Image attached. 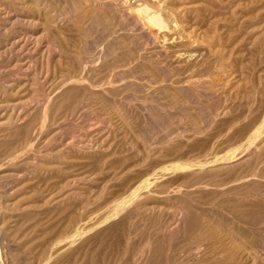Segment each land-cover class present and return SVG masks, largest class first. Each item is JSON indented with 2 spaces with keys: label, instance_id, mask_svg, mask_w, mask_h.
I'll list each match as a JSON object with an SVG mask.
<instances>
[{
  "label": "rangeland",
  "instance_id": "1",
  "mask_svg": "<svg viewBox=\"0 0 264 264\" xmlns=\"http://www.w3.org/2000/svg\"><path fill=\"white\" fill-rule=\"evenodd\" d=\"M85 1L0 0V28L2 29V31H0V116L3 114L0 117V264H49V262L50 264H120L122 262V264H143L144 262L146 264L152 262V264H219L220 262V264H238L240 262V264H246V262L249 264H256L255 261L259 264H264V262H262L264 258V249H261L264 248V241H262L264 240V236L261 237L262 234L264 235V0ZM5 4H7V6ZM90 6L91 8H89ZM140 6L142 9L150 8L151 10L149 9L147 11L151 13L155 11V13H157L158 11L160 17L162 16L161 20L163 19L162 24L165 23L163 27L158 24H153L150 21H148L150 24L147 23V16L150 15V12L148 13L144 12L145 10H141L144 13L143 15V13L138 10L139 13L141 12L139 14L137 8H141ZM31 9L34 12H32ZM5 10L6 12H4ZM89 12L92 14L90 13V15ZM16 15H20V18L22 17L24 19L18 21L14 19ZM2 18L4 21L1 20ZM7 18H12L18 22H14L13 20V28L10 25L8 28H3L2 24L8 22ZM142 19L143 21H141ZM128 23H130V25ZM175 25L176 28L174 27ZM111 27L114 31L111 30ZM10 29L12 32L9 31ZM107 30H109V32ZM148 30L153 33L151 32V34ZM171 30H174V32ZM28 31L34 32L35 39H30L31 36L29 34V36H27L26 33H30ZM110 32L112 33L111 35ZM20 33H23V36L22 34L21 36L27 39V42L28 40L29 42H31V40L33 42L34 40V43H38L37 46L35 44L28 47L21 46L23 47L22 49L20 46H16V48L14 47L13 49L9 47L13 41V35L18 34L17 36L19 37ZM180 35L181 37H178ZM4 36L6 38L8 37L10 41ZM38 38L39 40H37ZM48 41H51L50 43L53 44V47L57 44L54 49L52 44ZM54 42H56V44ZM49 44L51 45L50 47ZM57 46L60 49L62 48V51ZM6 47L9 48V50L5 49ZM64 48H66V50ZM3 49H5V51ZM130 49H133L135 53ZM78 50L82 52L80 53ZM121 50L123 52H121L122 54L120 53ZM131 51L132 54H134L130 56L129 53ZM125 53L129 55L127 54L126 56ZM189 53L192 55H188ZM49 54L50 56H48ZM118 54L119 57H117ZM120 55H122V58ZM123 55L125 56L123 57ZM70 56L73 58L77 56V58L74 60ZM125 58L127 60H124ZM69 60L74 63L76 62L74 64L75 67H73V62L70 63ZM95 62L97 63L95 64ZM77 63H82L81 69L78 67L80 64L78 65ZM95 65H97V67ZM67 69L70 70L71 72L69 73L72 74H69L66 71ZM77 70H79V72H77ZM2 72H4V74ZM80 72L82 77H80ZM92 74L93 76H91ZM69 75L72 76L70 77ZM66 77H68V81L65 80ZM86 78H89L88 80L90 81H87ZM72 79L73 81L75 79L76 82L78 79L79 84L73 82ZM70 80L72 81L71 83ZM80 80H82V83ZM108 80L109 82L107 83ZM103 81L105 82L103 83ZM198 81L200 84H198ZM65 82L69 83H66L67 85L65 84L64 86ZM160 84H162L161 86H163L162 88L164 89L161 88ZM171 84L173 87H171ZM75 86L79 89L75 88L79 101H77L76 104L78 103L81 105L79 106L77 104V106L74 107L76 104H72L73 106L71 105V107H65L64 105L63 107L62 104L66 103L64 102L66 98L62 96L64 93L62 94L61 91H66L67 88H74ZM64 87L65 90H62ZM108 87L112 89L110 90ZM157 88H159L162 93L164 91V93L162 94L161 91L156 90ZM81 89L86 91H82ZM176 90L178 93H176ZM146 91L150 96L148 93L146 94ZM56 94L58 95V101L55 99V96H57ZM97 94L99 96L101 95V99L108 98L109 101L104 99L107 101L106 106L104 105L105 102L100 100ZM92 96L95 101H93L94 99ZM124 96L125 98H123ZM147 97H149L148 100ZM173 97L176 100L178 98V100L175 101ZM80 99H82V101ZM97 99H99L100 103L96 102L98 101ZM90 100H92V104ZM132 100H134V102ZM116 101L117 103H115ZM118 101L120 103H118ZM179 101H182L180 105ZM56 102H58L57 104L60 102L59 107ZM81 102H83V104H90L87 105L86 108H80L84 106ZM108 102L110 104H108ZM183 102L185 103L183 104ZM51 106L54 108H51ZM132 107H134V109ZM60 108H63L64 111L63 109L60 110ZM49 109L50 111L48 112ZM37 110H39V112ZM65 111L67 114H65ZM62 112L64 116L62 115L60 117ZM100 114H104L105 116H101ZM17 115L19 116L16 117ZM126 117H128V119ZM190 118L193 119L192 122ZM51 119H53L52 122ZM85 119L87 121H85ZM138 120L141 121L139 122ZM184 123L187 126H185ZM44 124H46L45 127H43ZM188 124L190 125L188 126ZM194 125L197 126V129ZM80 127L81 129L85 128V132L83 129L82 131ZM190 127L191 129H195V131H190ZM185 128L188 130L186 131ZM21 129H24L23 132H21ZM173 129L176 131H173ZM171 130L172 132H169ZM91 131L93 132L91 133ZM180 132V135L187 132L186 134L188 136L185 134L186 137H182L179 135ZM188 132H194V134L191 133V135H189ZM76 133L77 135L74 136ZM85 133L86 135L88 134L87 136L89 137L85 136ZM195 133L198 134L197 137ZM57 135L58 140L60 138L62 139V137L63 140L61 141L60 139L59 142L56 137ZM174 135L179 136H176V138ZM170 136L173 138L171 137V139ZM51 139L55 142L57 140V144H53L54 142ZM88 139L91 140L89 141ZM95 139L96 141H94ZM165 139L169 141L167 142ZM48 140L52 142L54 148H52V144L51 142L49 143ZM80 140H82L81 144L79 142ZM45 142L50 144V146H46L47 144ZM91 142L94 144L92 145ZM32 143H35V146H33ZM85 143L87 144L85 145ZM4 145L6 146L4 147ZM91 145L92 148L90 149L89 146ZM22 148L24 149L22 150ZM210 148H212L211 151ZM208 149L209 151H207ZM216 149L217 151L215 152ZM207 154L210 156H207ZM103 160H105V163ZM194 160H198L199 164V160H201L202 165L197 164ZM204 160L206 164L203 163ZM191 161H194L195 164H192L193 162L190 164ZM51 165H56L58 169ZM71 165L73 167L75 166V169ZM196 166H199V168ZM218 166H220L221 169ZM53 168L57 170L54 171L52 170ZM103 168L106 169L104 170ZM60 169H64V172ZM215 169L218 170L216 171ZM208 170L210 171L208 172ZM158 172H161V175L158 180H155L154 177ZM68 174L69 176H67ZM188 175H191V178H189ZM209 175L210 177H208ZM198 176L203 179L202 182ZM206 176L207 178L204 179ZM197 177L199 179H197ZM76 178L78 180H76ZM194 178L197 180L195 179L196 181L192 182L191 180H194ZM73 180L76 181L73 182ZM147 180L154 181L148 185L146 189L143 188L139 192L140 195L142 194L139 196L140 198L142 197V199L138 201L139 197L137 196L133 200L127 202L128 204H124V201L132 197L133 194L131 193L134 188L140 184H146ZM198 181L200 183H197ZM63 183H68V185L66 184L67 187H64L65 185L62 186ZM203 183L204 186L202 185ZM205 185H207V188ZM154 186L157 188L154 189ZM152 187L153 189H151ZM164 187L167 189L169 187V189L166 190L167 192ZM187 187L189 188L187 189ZM191 187L195 188L192 189ZM51 188L54 189L52 190ZM172 188L177 190L174 191ZM212 188H214V190ZM161 189H163L162 192ZM158 190L160 191L157 192ZM258 191L259 194L257 193ZM26 193L27 195H25ZM154 193L159 197V200H162V203L158 201V199L154 200L155 198L153 197H156ZM159 193H164L165 196ZM169 193H172V196H170ZM149 194L151 198H149ZM226 195L230 197L227 198ZM161 196H163L164 200ZM136 198L137 201L135 200ZM134 201L136 202L134 203ZM155 203H157V206L161 204L160 206L162 209L160 206L157 207L159 210L155 208ZM109 204H111L112 207ZM145 204L148 205L146 206ZM129 205L131 206L129 207ZM237 205H240V207ZM152 206L157 211L154 209L153 211L151 209ZM61 208L63 209L62 211ZM149 208L151 210L147 213L145 210ZM243 208L247 210V213L243 211ZM165 209L167 211H165ZM251 209L252 211L255 209V212L259 210L256 212V216L251 214ZM112 210L115 211L111 214ZM128 210H130V212ZM160 212L164 214L162 215L163 217ZM218 212H221V216L219 214L217 215ZM244 213L247 214L248 220ZM248 213L253 215L252 219L250 218L251 215ZM137 215H141V218L137 217ZM72 219L75 221H73L75 224L72 223ZM164 222L166 224H164ZM161 223H163L165 227L163 226L162 228L161 225L163 224ZM110 224L112 226H110ZM174 225L177 226L175 227ZM209 225L210 227L208 228ZM27 226L32 228L29 229ZM59 227L60 229H58ZM168 227H170V230ZM260 227L263 229V232L259 234L258 231ZM149 228H152L153 231L151 229L149 230ZM202 228L203 230H201ZM138 229L140 230V234ZM157 229L159 232L156 231ZM190 229H193V231L190 232ZM207 229H209V232ZM135 230L137 235H134V233L136 234ZM151 232L157 239L150 237L152 236ZM223 232L225 233L222 234ZM74 233L78 236L75 237V235H72ZM146 234L149 235L147 236ZM234 235L237 238L234 237ZM129 237L131 238L128 239ZM192 238L194 240H192ZM200 238L203 239V242ZM186 239L194 242L185 241ZM212 239H214V241H212ZM151 240H155V244ZM230 240H232V242ZM13 241L14 243L12 244ZM15 241H17V243ZM75 241L76 243H74ZM235 241L237 243H235ZM127 242L130 243L127 244ZM135 242L141 244L134 245L136 244ZM186 242L188 243L186 244ZM210 243H212L213 246ZM245 243H248V245L246 246ZM131 244L135 249L131 248ZM148 245H150L149 248L147 247ZM195 245L199 246V252L197 250L198 247ZM45 246L49 248L45 249ZM156 246L157 248L159 247V250L157 249L158 251L155 248ZM152 247L155 249L153 248V250ZM173 248L176 250H174L175 252H173ZM140 249H142V251L144 250L143 253ZM147 249L149 250L147 251ZM183 249L190 250L184 251ZM45 250H47L48 253ZM19 251L22 252L20 253ZM131 251L132 254L129 255L128 252L131 253ZM161 251H163V253L160 254L159 252ZM189 251L195 254L197 252L198 256L197 254H191L192 252L189 253ZM254 251H257V254L254 253ZM124 252L127 253L125 254ZM133 252L138 254L135 255ZM139 252L142 253V255L145 253L144 255L146 257L144 255L142 256ZM258 253L260 254L259 256H257ZM184 254L188 256L191 254L196 260L198 259L197 263L195 259H190L191 256L188 257ZM248 254H251L250 257L253 260L250 259ZM254 254L257 257H255ZM122 255L127 256L123 257ZM138 257L142 258L139 259V263L137 262ZM51 258L54 259L51 260ZM178 258L179 261L177 260ZM160 259L162 263L159 262ZM208 259L210 260L208 261ZM40 260L41 263H39ZM125 260H130L131 262L126 263ZM200 260H202V262ZM165 261L166 263H164Z\"/></svg>",
  "mask_w": 264,
  "mask_h": 264
},
{
  "label": "bare ground",
  "instance_id": "2",
  "mask_svg": "<svg viewBox=\"0 0 264 264\" xmlns=\"http://www.w3.org/2000/svg\"><path fill=\"white\" fill-rule=\"evenodd\" d=\"M3 1H4V0H3ZM23 1H24V0H23ZM36 1H37V0H36ZM83 1H85V0H83ZM86 1H87V0H86ZM86 1H85V2H86ZM140 1H141V0H140ZM10 2H11V1H10ZM63 2H64V1H63ZM71 2H72V1H71ZM87 2H88V1H87ZM129 2H130V1H129ZM26 3H27V2H26ZM0 4H1V3H0ZM11 4H12V2H11ZM63 4H64V3H63ZM68 4H69V3H68ZM71 4H72V3H71ZM161 4H162V3H161ZM5 5L7 6V4H5ZM32 5H33V4H32ZM77 5H78V4H77ZM94 5H95V4H94ZM18 6H19V5H18ZM20 6H21V5H20ZM23 6H24V5H23ZM44 6H46V5H44ZM44 6H43V7H44ZM68 6H69V5H68ZM70 6H71V5H70ZM78 6H79V5H78ZM98 6H99V4H98ZM2 7H3V6H2ZM2 7H1V8H2ZM25 7H26V6H25ZM28 7H29V6H28ZM35 7H36V6H35ZM86 7H88V6H86ZM86 7H85V8H86ZM102 7H103V6H102ZM125 7H126V6H125ZM140 7H141V6H140ZM5 8H6V7H5ZM5 8H4V9H5ZM16 8H19V7H16ZM39 8H40V7H39ZM89 8H91V6H90ZM89 8H88V9H89ZM92 8H93V7H92ZM96 8H97V6H96ZM99 8H100V7H99ZM128 8H129V7H128ZM14 9H15V8H14ZM33 9H34V8H33ZM46 9H47V8H46ZM88 9H87V12H88ZM149 9H150V8H149ZM149 9H146V8H143V9H142V7H141V8H139V9L137 8V11H138V10H139V11H141V10H145L144 12H148L147 10H149ZM6 10H7V9H6ZM6 10H5L4 12H6ZM17 10H18V9H17ZM21 10H22V9H21ZM21 10H20V11H21ZM28 10H29V8H28ZM37 10H38V9H37ZM63 10H64V9H63ZM71 10H72V9H71ZM135 10H136V9H135ZM150 10H151V9H150ZM31 11H32V9H31ZM44 11H45V10H44ZM72 11H73V10H72ZM126 11H127V10H126ZM139 11H138V13H139ZM159 11H160V10H159ZM7 12H8V11H7ZM32 12H34V11H32ZM51 12H52V11H51ZM66 12H67V10H66ZM141 12H142V11H141ZM141 12H140V13H141ZM149 12H150V11H149ZM149 12H148V13H149ZM155 12H156V11H155ZM155 12H154V13H151V12L149 13L150 15L147 16V20H146L147 23H149L148 21H150V22H152L153 24H158V25H161V27H163V25H164L165 23L162 24V22H163V21H162L163 19L161 20V17H162V16L160 17V14H159L158 11H157V13H158L159 15H158L157 13H155ZM8 13H10V12H8ZM8 13H7V14H8ZM48 13H49V11H48ZM85 13H86V12H85ZM90 13H91V12H89V14H90ZM127 13H128V12H127ZM140 13H139V14H140ZM142 13H143V12H142ZM160 13H161V12H160ZM0 14H1V13H0ZM11 14H12V13H11ZM72 14H73V13H72ZM89 14H87V15H89ZM91 14H92V13H91ZM91 14H90V15H91ZM101 14H102V13H101ZM3 15H4V14H3ZM143 15H144V13H143ZM146 15H147V14H146ZM146 15H145V16H146ZM95 16H96V15H95ZM137 16H138V15H137ZM45 17H46V16H45ZM58 17H60V16H58ZM90 17H91V16H90ZM100 17H101V16H100ZM104 17H105V16H104ZM12 18H13V17H12ZM12 18H11V19H10V18H7V19H8V22L3 23V24H2V25H3L2 27H3V28H8L9 25L12 26V25L14 24V23H13V20H14V19H16V20H18V21L24 19V18H22V17L20 18V15H19V16L16 15V17H15L14 19H12ZM92 18H93V17H92ZM95 18H96V17H95ZM175 18H176V17H175ZM33 19H34V18H33ZM47 19H48V18H47ZM52 19H53V18H52ZM103 19H104V18H103ZM118 19H119V18H118ZM137 19H138V17H137ZM173 19H174V18H173ZM176 19H177V18H176ZM1 20H3V18H2ZM5 20H6V19H5ZM16 20H14V22H15ZM29 20H30V18H29ZM31 20H32V19H31ZM90 20H91V18H90ZM144 20H145V18H144ZM174 20H175V19H174ZM3 21H4V20H3ZM6 21H7V20H6ZM18 21H16V22H18ZM34 21H35V20H34ZM36 21H37V20H36ZM38 21H39V20H38ZM137 21H138V20H137ZM141 21H143V19H142ZM23 22H24V21H23ZM102 22H103V20H102ZM123 22H124V21H123ZM135 22H136V21H135ZM165 22H166V21H165ZM168 22H170V21H168ZM28 23H29V22H28ZM132 23H133V22H132ZM142 23H143V22H142ZM171 23H172V21H171ZM15 24H16V23H15ZM22 24H23V23H22ZM33 24H34V23H33ZM102 24H103V23H102ZM128 24L130 25V23H128ZM136 24H137V22H136ZM139 24H140V23H139ZM149 24H150V23H149ZM166 24H167V23H166ZM103 25H104V24H103ZM115 25H116V24H115ZM142 25H144V24H142ZM167 25H168V24H167ZM20 26H21V25H20ZM20 26H19V27H20ZM85 26H87V25H85ZM88 26H89V25H88ZM131 26H132V25H131ZM133 26H134V25H133ZM136 27H137V26H136ZM157 27H158V26H157ZM159 27H160V26H159ZM169 27H170V26H169ZM174 27L176 28V25H175ZM177 27H178V26H177ZM179 27H180V26H179ZM12 28H13V26H12ZM86 28H87V27H86ZM102 28H103V27H102ZM0 29H1V28H0ZM17 29H18V28H17ZM51 29H52V28H51ZM51 29H50V30H51ZM163 29H164V28H163ZM167 29H168V28H167ZM170 29H171V28H170ZM170 29H169V30H170ZM179 29H180V28H179ZM179 29H178V30H179ZM5 30H6V29H5ZM50 30H49V31H50ZM86 30H87V29H86ZM111 30H113L112 27H111ZM128 30H129V29H128ZM133 30H134V29H133ZM135 30H136V29H135ZM137 30H138V29H137ZM150 30H151V29H150ZM150 30H148V31H150ZM160 30H161V28H160ZM0 31H2V29H1ZM9 31H11V29H10ZM13 31H14V30H13ZM43 31H45V30H43ZM47 31H48V30H47ZM107 31L109 32V30H107ZM113 31H114V30H113ZM171 31L174 32V30H171ZM4 32H5V31H4ZM4 32H3V33H4ZM11 32H12V31H11ZM15 32H16V31H15ZM28 32H30V33H26L27 36L30 35V36L32 37V38L30 37V39H35V38H34V34H33L34 32H33V31H32V32H31V31H28ZM151 32H152V31H150V33H151ZM1 33H2V32H1ZM5 33H6V32H5ZM17 33H18V32H17ZM23 33H24V32H23ZM23 33H20L19 37L17 36L19 33H18L17 35H13V37H12L13 41L11 42V44L9 45V47H11V48L13 49L14 47L16 48V46H20V47H21V46L28 47V46H31V45H33V44H35V45L37 46L38 43H34V40H33V42H32V40H31V42H29V40H28V42H27V39H24V38L22 37V36H23ZM41 33H42V32H41ZM55 33H56V32H55ZM146 33H148V32H146ZM152 33H153V32H152ZM152 33H151V34H152ZM171 33H172V32H171ZM14 34H16V33H14ZM21 34H22V36H21ZM28 34H29V35H28ZM48 34H49V33H48ZM50 34H51V33H50ZM105 34H106V33H105ZM111 34H112V33L110 32V35H111ZM174 34H175V33H174ZM6 35H7V34H6ZM9 35H10V34H9ZM53 35H54V34H53ZM53 35H52V36H53ZM108 35H109V34H108ZM154 35H155V33H154ZM184 35H185V34H184ZM15 36H17V37H15ZM118 36H119V35H118ZM125 36H126V35H125ZM152 36H153V35H152ZM4 37H5V36H4ZM178 37H181V35L178 36ZM184 37H185V36H184ZM5 38H6V37H5ZM25 38H28V37H25ZM36 38H37V37H36ZM151 38H152V37H151ZM2 39H3V38H2ZM6 39L9 40L8 37H7ZM184 39H185V38H184ZM37 40H39V38H38ZM50 40H51V39H50ZM55 40H56V39H55ZM55 40H53V41H55ZM145 40H146V39H145ZM176 40H177V39H176ZM179 40H180V39H179ZM1 41H2V40H1ZM4 41H5V40H4ZM9 41H10V40H9ZM56 41H57V40H56ZM172 41H173V40H172ZM35 42H36V41H35ZM37 42H38V41H37ZM48 42H49V41H48ZM50 42H51V41H50ZM50 42H49V43H50ZM65 42H66V40H65ZM185 42H186V41H185ZM54 43L56 44V42H54ZM58 43H59V42H58ZM109 43H110V42H109ZM109 43H108V44H109ZM120 43H121V42H120ZM50 44H52V43H50ZM50 44H49V47L51 46ZM113 44H114V43H113ZM183 44H184V43H183ZM3 45H4V43H3ZM6 45H7V43H6ZM56 45H57V44H56ZM56 45H55V46H56ZM93 45H94V44H93ZM55 46H54V47H55ZM81 46H82V45H81ZM20 47H19V48H20ZM52 47H53V44H52ZM54 47H53V49H54ZM57 47H58V46H57ZM74 47H75V46H74ZM78 47H79V46H78ZM3 48H4V47H3ZM22 48H23V47H21V49H22ZM58 48H59V47H58ZM58 48H57V49H58ZM79 48H80V47H79ZM5 49H8V50H9V48H7V47H6ZM5 49H3V50L5 51ZM47 49H48V48H47ZM50 49H52V48H50ZM55 49H56V48H55ZM59 49H60V48H59ZM64 49L66 50V48H64ZM69 49H70V48H69ZM0 50H1V49H0ZM48 50H49V49H48ZM60 50L62 51V48H61ZM130 50L133 51V49H130ZM130 50H129V51H130ZM4 51H3V52H4ZM6 51H7V50H6ZM16 51H17V50H16ZM21 51H22V50H21ZM54 51H55V50H54ZM56 51H57V50H56ZM78 51H79V50H78ZM91 51H93V50H91ZM99 51H100V50H99ZM132 51H131L130 53L128 52V53L130 54V56H131V54H132ZM25 52H26V51H25ZM68 52H69V51H68ZM79 52L81 53L82 51H79ZM107 52H108V51H107ZM110 52H111V50H110ZM121 52H122V50L120 51V53H121ZM124 52H125V51H124ZM133 52H134V51H133ZM139 52H140V51H139ZM6 53H7V52H6ZM19 53H20V52H19ZM76 53H78V52H76ZM76 53H75V54H76ZM87 53H88V52H87ZM122 53H123V52H122ZM122 53H121V54H122ZM128 53H125L126 56H127ZM134 53H135V52H134ZM134 53H133V54H134ZM141 53H143V52H141ZM181 53H182V52H181ZM73 54H74V53H73ZM73 54H72V55H73ZM129 54H128V55H129ZM133 54H132V55H133ZM190 54H191V53H189L188 55H190ZM8 55H9V54H8ZM67 55H68V54H67ZM76 55H77V54H76ZM79 55H81V54H79ZM83 55H84V53H83ZM96 55H98V54H96ZM167 55H169V54H167ZM191 55H192V54H191ZM193 55H194V54H193ZM48 56H50V54H49ZM120 56H121V58H122V55H120ZM124 56H125V55H123V57H124ZM130 56H128V57H130ZM142 56H143V55H142ZM170 56H171V55H170ZM179 56H180V54H179ZM179 56H178V57H179ZM70 57H71V56H70ZM73 57H74V55H73ZM73 57H71V58H73ZM80 57H81V56H80ZM97 57H98V56H97ZM103 57H104V56H103ZM117 57H119V54H118ZM50 58H51V57H50ZM68 58H69V57H68ZM71 58H70V59H71ZM75 58H77V56H76ZM75 58H73V59L75 60ZM85 58H86V57H85ZM94 58H95V56H94ZM73 59H72V60H73ZM78 59H80V58H78ZM87 59H88V58H87ZM128 59H129V58H128ZM180 59H181V58H180ZM49 60H50V59H49ZM81 60H82V59H81ZM115 60H116V59H115ZM119 60H122V59H119ZM124 60H127V59L125 58ZM124 60H123V61H124ZM212 60H213V59H212ZM69 61H70V63L73 62V61H71V60H69ZM69 61H68V62H69ZM87 61H88V60H87ZM92 61H93V63H94V60H93V59H92ZM95 61H96V60H95ZM18 62H19V61H18ZM48 62H49V61H48ZM85 62H86V61H85ZM89 62H90V60H89ZM97 62H98V61H97ZM97 62H95V64H96ZM115 62H116V61H115ZM168 62H169V61H168ZM199 62H200V61H199ZM1 63H2V62H1ZM70 63H69V64H70ZM75 63H76V62H75ZM75 63L73 62V67H75V66H74ZM159 63H160V62H159ZM77 64H78V65L80 64V66H78V67H80V69H81V68H82V66H81L82 63H77ZM114 64H115V63H114ZM121 64H122V63H121ZM128 64H129V62H128ZM130 64H131V63H130ZM87 65H88V64H87ZM212 65H213V64H212ZM212 65H210V66H212ZM0 66H1V65H0ZM70 66H71V64H70ZM90 66H94V65H90ZM95 66L97 67V65H95ZM196 66H197V65H196ZM206 66H207V65H206ZM3 67H4V66H3ZM87 67H88V66H87ZM106 67H107V66H106ZM164 67H165V66H164ZM208 67H209V66H208ZM1 68H2V67H1ZM27 68H28V67H27ZM67 68H68V67H67ZM76 68H77V67H76ZM84 68H85V67H84ZM84 68H83V69H84ZM94 68H95V67H94ZM107 68H108V67H107ZM173 68H174V67H173ZM173 68H172V69H173ZM21 69H22V68H21ZM68 69H69V68H68ZM68 69H67L66 71H67L68 73L71 72V71L68 70ZM74 69H75V68H74ZM77 69H78V68H77ZM95 69H97V68H95ZM169 69H170V68H169ZM172 69H171V70H172ZM205 69H206V68H205ZM214 69H215V68H214ZM48 70H50V69H48ZM75 70H76V69H75ZM85 70H86V69H85ZM166 70H167V69H166ZM185 70H186V69H185ZM215 70H216V69H215ZM217 70H218V69H217ZM72 71H73V69H72ZM90 71H92V70H90ZM104 71H105V70H104ZM110 71H111V70H110ZM194 71H195V70H194ZM64 72H65V71H64ZM77 72H79V70H77ZM81 72H83V71H81ZM81 72H80V77H82V76H81ZM112 72H113V71H112ZM118 72H119V71H118ZM179 72H181V71H179ZM2 73L4 74V72H2ZM65 73H66V72H65ZM74 73H75V71H74ZM84 73H86V72H84ZM91 73H92V72H91ZM62 74H63V73H62ZM69 74H72V73H69ZM108 74H109V73H108ZM159 74H160V73H159ZM1 75H2V74H1ZM18 75H19V74H18ZM18 75H17V76H18ZM82 75H83V74H82ZM87 75L90 76L89 74H87ZM112 75H113V74H112ZM173 75H174V74H173ZM2 76H3V75H2ZM20 76H21V75H20ZM62 76H63V75H62ZM69 76L71 77L72 75H69ZM78 76H79V73H78ZM88 76H87V77H88ZM91 76H93V74H92ZM108 76H109V75H108ZM14 77H15V76H14ZM63 77H64V76H63ZM73 77H74V76H73ZM76 77H77V75H76ZM83 77H84V76H83ZM67 78H68V77H66V79H65V78H64V79L67 80ZM0 79H1V78H0ZM60 79H61V78H60ZM60 79H59V80H60ZM86 79H87V78H86ZM88 79H89V78H88ZM88 79H87V81H90V80H88ZM111 79H112V78H111ZM120 79H121V78H120ZM190 79H191V78H190ZM197 79H198V78H197ZM92 80H93V79H92ZM94 80H95V79H94ZM105 80H106V79H105ZM113 80H114V79H113ZM151 80H152V79H151ZM198 80H199V79H198ZM4 81H5V80H4ZM67 81H68V80H67ZM72 81H73V79H72ZM72 81L70 80V83H71ZM80 81H81V83H82V80H80ZM101 81H102V80H101ZM110 81H111V80H110ZM127 81H128V80H127ZM152 81H153V80H152ZM155 81H156V80H155ZM177 81H178V80H177ZM14 82H15V81H14ZM35 82H36V80H35ZM49 82H50V81H49ZM73 82L79 84V83H78V82H79L78 79H77V82H76L75 79H74ZM104 82H105V81H103V83H104ZM108 82H109V80L107 81V83H108ZM112 82H113V81H112ZM172 82H173V79H172ZM175 82H176V80H175ZM194 82H195V81H194ZM10 83H11V82H10ZM15 83H16V82H15ZM33 83H34V82H33ZM53 83H54V82H53ZM66 83H69V82H65V83H64V86H65ZM96 83H97V82H96ZM173 83H174V82H173ZM176 83H177V82H176ZM4 84H5V83H4ZM12 84H13V83H12ZM62 84H63V83H62ZM77 84H76V85H77ZM83 84H84V83H83ZM83 84H82V85H83ZM87 84H89V83H87ZM94 84H95V83H94ZM158 84H159V83H158ZM188 84H189V83H188ZM195 84H197V83H195ZM198 84H200L199 81H198ZM198 84H197V85H198ZM8 85H9V84H8ZM40 85H41V83H40ZM66 85H67V84H66ZM69 85H70V84H69ZM84 85H85V84H84ZM110 85H111V84H110ZM122 85H123V84H122ZM161 85H162V84H160V86H161ZM166 85H167V84H166ZM174 85H176V84H174ZM181 85H182V84H181ZM190 85H191V84H190ZM6 86H7V85H6ZM62 86H63V85H62ZM62 86H61V87H62ZM71 86H72V85H71ZM73 86H74V85H73ZM89 86H90V85H89ZM93 86H94V85H93ZM144 86H145V85H144ZM147 86H148V85H147ZM147 86H146V88H147ZM157 86H158V85H157ZM157 86H156V87H157ZM106 87H107V86H106ZM113 87H115V86H113ZM116 87H118V86L116 85ZM120 87H121V85H120ZM151 87H152V85H151ZM151 87H150V88H151ZM162 87H163V86H161V88H162ZM171 87H173L172 84H171ZM177 87H178V85H177ZM177 87H176V88H177ZM58 88H59V87H58ZM62 88H63V87H62ZM75 88L78 89V87L75 86L74 88H73V87H71V88H67L66 91H61V90H60L62 94L64 93V95H62V96H64V97L66 98V101H64V102L67 103V104H66V103L62 104V106L64 105L65 107H71L72 104H76V102L78 101V98H77V92L75 91ZM81 88H82V87H81ZM87 88H88V85H87ZM89 88H90V87H89ZM108 88H110V87H108ZM154 88H155V85H154ZM159 88H160V87H159ZM159 88H157L156 90H159ZM161 88H160V89H161ZM174 88H175V87H174ZM192 88H193V87H192ZM198 88H199V87H198ZM91 89H92V88H91ZM95 89H97V88H95ZM100 89H101V88H100ZM105 89H106V88H105ZM111 89H112V88H110V90H111ZM118 89H119V87H118ZM152 89H153V88H152ZM152 89H151V91H152ZM162 89H164V88H162ZM162 89H161V90H162ZM167 89H168V88H167ZM212 89H213V88H212ZM35 90H36V89H35ZM48 90H49V89H48ZM62 90H65V87H64V89H62ZM78 90H79V89H78ZM81 90H82V89H81ZM81 90H80V91H81ZM98 90H99V89H98ZM124 90H125V89H124ZM145 90H148V89H145ZM154 90H155V89H154ZM161 90H159V91H161ZM174 90H175V89H174ZM36 91H37V90H36ZM38 91H39V90H38ZM55 91H56V90H55ZM57 91H58V90H57ZM82 91H86V90H82ZM100 91H101V90H100ZM103 91H104V90H103ZM107 91H108V89H107ZM113 91H114V90H113ZM116 91H118V90H116ZM165 91H166V88H165ZM181 92H182V91H181ZM45 93H46V90H45ZM95 93H96V91H95ZM95 93H94V95H95ZM98 93H99V91H98ZM101 93H102V91H101ZM147 93H148V92L146 91V94H147ZM161 93H162V91H161ZM161 93H159V94H161ZM163 93H164V91H163ZM163 93H162V94H163ZM167 93H168V91H167ZM176 93H178L177 90H176ZM176 93H175V94H176ZM50 94H51V93H50ZM54 94H55V93H54ZM54 94H53V95H54ZM92 94H93V93H92ZM99 94H100V93H99ZM129 94H130V93H129ZM151 94H152V93H151ZM153 94H154V93H153ZM159 94H158V95H159ZM56 95H57V94H56ZM59 95H61V94H59ZM80 95H82V94H80ZM94 95H93V96H94ZM97 95H98V94H97ZM109 95H110V94H109ZM114 95H115V94H114ZM148 95H149V93H148ZM165 95L167 96L166 93H165ZM42 96H43V95H42ZM48 96H50V95H48ZM51 96H52V94H51ZM87 96H88V95H87ZM90 96H91V95H90ZM93 96H92V98H93ZM98 96H99V95H98ZM100 96H101V95H100ZM100 96H99V99H100V100H103V101L105 102L104 105L106 106V105H107V104H106L107 101L104 100V99H106V98L101 99ZM117 96H118V98H119L118 93H117ZM117 96H116V98H117ZM149 96H150V95H149ZM53 97H54V96H53ZM55 97H56L55 99H57L58 95L55 96ZM79 97H80V96H79ZM82 97H84V96L82 95ZM96 97H97V96H96ZM96 97H95V98H96ZM121 97H122V95H121ZM142 97H143V96H142ZM161 97H162V95H161ZM180 97H181V96H180ZM49 98H50V97H49ZM86 98H87V97H86ZM86 98H85V99H86ZM89 98H90V97H89ZM102 98H103V97H102ZM123 98H125V96H124ZM127 98H128V97H127ZM148 98H149V97H147V100H148ZM163 98H164V97H163ZM178 98H179V96H178ZM178 98H177V100H178ZM40 99H41V98H40ZM43 99H44V98H43ZM43 99H42V100H43ZM61 99H62V98H61ZM93 99H94V98H93ZM99 99H97L98 101H96V102H99ZM151 99H152V98H151ZM173 99H174V97H173ZM34 100H36V99H34ZM59 100H60V99H59ZM62 100H64V99H62ZM62 100H61V101H62ZM80 100L82 101V99H80ZM106 100H108V98H107ZM114 100H115V99H114ZM147 100H146V102H147ZM152 100H153V99H152ZM174 100L177 101L176 99H174ZM37 101H38V100H37ZM50 101H51V100H50ZM57 101H58V99H57ZM84 101H85V100H84ZM84 101H83V102H84ZM91 101H92V100H90V102H91ZM93 101H95V99H94ZM108 101H109V100H108ZM132 101L134 102V100H132ZM138 101H139V100H138ZM154 101H155V100H154ZM164 101H165V100H164ZM6 102H7V101H6ZM18 102H19V101H18ZM78 102H79V101H78ZM83 102H81V103H82V105H84V106H83V107H80V108H84V107L86 108V106L90 104L89 102H88L89 104H83ZM171 102H172V100H171ZM173 102H174V101H173ZM180 102L182 103V101H179V105H180ZM11 103H12V102H11ZM11 103H10V104H11ZM20 103H22V102H20ZM23 103H24V102H23ZM38 103H39V102H38ZM38 103H37V104H38ZM54 103H55V102H54ZM57 103H58V102H56V104H57ZM93 103H94V102H93ZM99 103H100V102H99ZM99 103H98V104H99ZM101 103H102V101H101ZM115 103H117V101H116ZM118 103H120V102L118 101ZM123 103H124V102H123ZM123 103H122V105H123ZM130 103H131V102H130ZM143 103H144V100H143ZM163 103H164V102H163ZM167 103H168V102H167ZM177 103H178V102H177ZM177 103H176V104H177ZM184 103H185V102H183V104H184ZM3 104H4V103H3ZM5 104H6V103H5ZM52 104H53V103H52ZM56 104H55V105H56ZM59 104H60V102H59ZM59 104H57L58 107H59ZM77 104H78V103H77ZM77 104L74 105V107L77 106ZM91 104H92V102H91ZM108 104H110V103L108 102ZM137 104H138V103H137ZM161 104H162V103H161ZM164 104H165V103H164ZM1 105H2V104H1ZM12 105H13V104H12ZM22 105H23V104H22ZM55 105H54V106H55ZM66 105H67V106H66ZM78 105H79V104H78ZM80 105H81V104H80ZM80 105H79V106H80ZM96 105H97V104H96ZM100 105H101V104H100ZM122 105H121V106H122ZM149 105H150V104H149ZM171 105H172V104H171ZM6 106H7V105H6ZM6 106H5V107H6ZM13 106H14V105H13ZM36 106H37V105H36ZM64 106H63V107H64ZM72 106H73V105H72ZM93 106H94V105H93ZM105 106H104V108H105ZM117 106H119V105H117ZM138 106H139V105H138ZM143 106H144V105H143ZM182 106H183V105H182ZM7 107H8V106H7ZM58 107H57V108H58ZM60 107H61V106H60ZM184 107H185V106H184ZM51 108H54V107L51 106ZM57 108H56V110H57ZM88 108H89V107H88ZM108 108H109V106H108ZM111 108H112V106H111ZM120 108H121V107H120ZM122 108H123V107H122ZM132 108L134 109V107H132ZM220 108H221V107H220ZM3 109H5V108H3ZM7 109H8V108H7ZM10 109H11V108H10ZM25 109H27V108H25ZM61 109H63V108H60V110H61ZM73 109H74V108H73ZM188 109H189V108H188ZM0 110H1V108H0ZM13 110H14V109H13ZM53 110H55V109H53ZM58 110H59V108H58ZM67 110H68V109H67ZM71 110H72V108H71ZM71 110H69V111H71ZM74 110H75V109H74ZM84 110H85V109H84ZM86 110H88V109H86ZM95 110H96V109H95ZM110 110H112V109H110ZM221 110H222V109H221ZM37 111L39 112V110H37ZM49 111H50V109L48 110V112H49ZM63 111H64V109H63ZM81 111H82V110H81ZM28 112H29V111H28ZM53 112H54V111H53ZM60 112H61V111H60ZM65 112H66V111H65ZM82 112H83V111H82ZM82 112H81V113H82ZM87 112H88V111H87ZM99 112H100V111H99ZM125 112H126V111H125ZM135 112H136V111H135ZM214 112H215V111H214ZM4 113H5V112H4ZM50 113H51V112H50ZM68 113H69V112H68ZM70 113H71V112H70ZM52 114H54V113H52ZM59 114H61V113H59ZM63 114H64V113L62 112V114L60 115V117H61ZM65 114H67V112H66ZM91 114H92V113H91ZM98 114H99V113H98ZM127 114H128V111H127ZM2 115H3V114H2ZM2 115H1V116H2ZM41 115H42V114H41ZM48 115H49V113H48ZM56 115H57V114H56ZM68 115H69V114H68ZM73 115H74V113H73ZM79 115H80V114H79ZM86 115H87V113H86ZM100 115H101V114H100ZM103 115H104V114H103ZM103 115H101V116H103ZM123 115H124V114H123ZM1 116H0V117H1ZM14 116H15V115H14ZM18 116H19V115H17L16 117H18ZM24 116H25V115H24ZM27 116H28V115H27ZM46 116H47V115H46ZM57 116H58V115H57ZM63 116H64V115H63ZM93 116H94V115H93ZM104 116H105V115H104ZM128 116H129V115H128ZM141 116H142V115H141ZM196 116H197V115H196ZM7 117H8V116H7ZM9 117H10V115H9ZM53 117H54V115H53ZM65 117H67V116H65ZM68 117H69V116H68ZM70 117H71V116H70ZM40 118H41V117H40ZM48 118H49V116H48ZM51 118H52V116H51ZM94 118H95V116H94ZM99 118H100V117H99ZM104 118H105V117H104ZM106 118H107V117H106ZM126 118L128 119V117H126ZM143 118H144V117H143ZM197 118H198V117H197ZM21 119H22V118H21ZM25 119H26V118H25ZM45 119H47V118H45ZM45 119H44V120H45ZM61 119H62V118H61ZM75 119H76V118H75ZM100 119H101V118H100ZM115 119H118V118H115ZM134 119H135V118H134ZM186 119H187V118H186ZM190 119H192V118H190ZM8 120H10V119H8ZM66 120H67V119H66ZM10 121H11V120H10ZM16 121H17V120H16ZM47 121H48V120H47ZM52 121H53V119H51V122H52ZM82 121H83V120H82ZM85 121H87V120L85 119ZM138 121H139V120H138ZM140 121H141V120H140ZM140 121H139V122H140ZM188 121H189V120H188ZM192 121H193V119L191 120V122H192ZM56 122H57V119H56ZM110 122H111V121H110ZM0 123H1V122H0ZM5 123H6V122H5ZM43 123H44V121H43ZM45 123H46V122H45ZM54 123H55V122H54ZM90 123H91V122H90ZM94 123H95V122H94ZM104 123H105V122H104ZM116 123H117V122H116ZM134 123H135V121H134ZM188 123H189V122H188ZM261 123H262V122H261ZM28 124H29V123H28ZM47 124H48V123H47ZM58 124H59V123H58ZM84 124H85V123H84ZM88 124H89V123H88ZM184 124H185V123H184ZM193 124H194V123H193ZM45 125H46V124H44L43 127H45ZM92 125H94V124H92ZM95 125H96V124H95ZM109 125H110V124H109ZM189 125H190V124H188V126H189ZM197 125H198V124H197ZM259 125H260V124H259ZM59 126H60V125H59ZM104 126H105V124H104ZM110 126H111V125H110ZM112 126H113V125H112ZM132 126H133V123H132ZM179 126H180V125H179ZM185 126H187V125L185 124ZM185 126H184V127H185ZM194 126H195V125H194ZM50 127H51V126H50ZM83 127H84V126H83ZM85 127H87V126H85ZM92 127H93V126H92ZM174 127H175V126H174ZM46 128H47V126H46ZM60 128H61V127H60ZM78 128H79V127H78ZM186 128H188V127H186ZM186 128H185V130H186ZM195 128L197 129V126H195ZM260 128H261V127H260ZM16 129H17V128H16ZM16 129H15V130H16ZM43 129H44V128H43ZM72 129H73V128H72ZM80 129H81V127H80ZM82 129H83V128H82ZM82 129H81V130H82ZM84 129H85V128H84ZM84 129H83V130H84ZM91 129H92V128H91ZM91 129H90V130H91ZM93 129H94V128H93ZM105 129H106V128H105ZM178 129H179V128H178ZM188 129H189V128H188ZM188 129H187V130H188ZM190 129H191V127H190ZM21 130H22L21 132H23L24 129H21ZM73 130H74V129H73ZM78 130H79V129H78ZM83 130H82V131H83ZM90 130H89V133H90ZM95 130H96V129H95ZM95 130H93V131H95ZM174 130H175V129H173V131H174ZM180 130H181V129H180ZM187 130H186V131H187ZM256 130H257V127H256ZM71 131H72V130H71ZM75 131H76V130H75ZM87 131H88V130H87ZM87 131H86V132H87ZM93 131H91V133H92ZM175 131H176V130H175ZM190 131H195V129H191ZM199 131H200V130H199ZM262 131H263V130H262ZM262 131H261V133H262ZM24 132H25V131H24ZM33 132H34V131H33ZM33 132H32V133H33ZM84 132H85V130H84ZM96 132H98V131H96ZM101 132H102V131H101ZM169 132H172V130L169 131ZM178 132H179V131H178ZM178 132H177V133H178ZM201 132H202V129H201ZM252 132H253V131H252ZM252 132H251V133H252ZM79 133H81V132H79ZM174 133H176V132H174ZM186 133H187V132H186ZM186 133L180 135V134H181V132H180L179 135L182 136V137H184V136L186 137V135H187ZM188 133H189V135H191V133L194 134V132H191V133L188 132ZM196 133H198V132H196ZM196 133H195V134H196ZM21 134H23V133H21ZM21 134H20V135H21ZM35 134H36V133H35ZM54 134H56V133H54ZM70 134H71V133H70ZM166 134H167V133H166ZM185 134H186V135H185ZM193 134H192V135H193ZM25 135H26V134H25ZM58 135H59V134H58ZM58 135L56 136V137H57V140H58ZM76 135H77V133H76L74 136H76ZM81 135H82V134H81ZM81 135H80V136H81ZM87 135H88V134H87ZM87 135H86V133H85V136H87ZM90 135H91V134H90ZM167 135H168V134H167ZM170 135H171V134H170ZM179 135H176V136H179ZM6 136H7V135H6ZM12 136H13V135H12ZM33 136H34V135H33ZM33 136H31V137H33ZM74 136H73V137H74ZM83 136H84V134H83ZM176 136L174 135V137H176ZM187 136H188V135H187ZM195 136L197 137L198 134H196ZM255 136H256V135H255ZM2 137H3V136H2ZM42 137H43V136H42ZM54 137H55V136H54ZM56 137H55V138H56ZM61 137H62V136H61ZM71 137H72V136H71ZM71 137H70V138H71ZM87 137H89V136H87ZM95 137H96V136H95ZM106 137H108V136H106ZM165 137H166V136H165ZM171 137H172V136H170V138H171ZM40 138H41V137H40ZM52 138H53V137H52ZM79 138H80V137H79ZM92 138H93V135H92ZM102 138H103V137H102ZM162 138H163V137H162ZM172 138H173V137H172ZM172 138H171V139H172ZM176 138H177V137H176ZM178 138H179V137H178ZM180 138H181V137H180ZM252 138H253V137H252ZM60 139H61V138H60ZM60 139L58 140L59 142H60ZM68 139H69V138H68ZM76 139H77V138H76ZM86 139H87V138H86ZM163 139H164V138H163ZM191 139H192V138H191ZM247 139H248V138H247ZM19 140H20V139H19ZM27 140H29V139H27ZM30 140H31V139H30ZM32 140H33V138H32ZM42 140H43V139H42ZM44 140H45V139H44ZM51 140H52V139H51ZM57 140H56V142H58ZM62 140H63V137H62L61 141H62ZM82 140H83V139H82ZM82 140L79 141L80 144H81ZM88 140H89V139H88ZM90 140H91V139H90ZM90 140H89V141H90ZM165 140H167V142L169 141L168 139H165ZM173 140H174V139H173ZM52 141H53V140H52ZM69 141H70V140H69ZM73 141H74V140H73ZM77 141H78V140H77ZM94 141H96V139H95ZM94 141H92V142H94ZM157 141H158V140H157ZM159 141H160V140H159ZM161 141H164V140H161ZM247 141H248V140H247ZM48 142H49V140H48ZM50 142H51V141H50ZM50 142H49V143H50ZM53 142H54L53 144L56 143L55 141H53ZM92 142H91V144H92ZM13 143H14V142H13ZM13 143H12V144H13ZM30 143H31V141H30ZM30 143H29V144H30ZM45 143H46V142H45ZM61 143H62V142H61ZM67 143H68V142H67ZM71 143H72V142H71ZM73 143H74V142H73ZM32 144H33V143H32ZM32 144H31V145H32ZM42 144H44V143H42ZM46 144H47V143H46ZM51 144H52V142H51ZM53 144H52V148H54V145H53ZM56 144H57V143H56ZM74 144H75V143H74ZM77 144H78V143H77ZM83 144H84V142H83ZM86 144H87V143H85V145H86ZM88 144H89V142H88ZM93 144H94V143H93ZM93 144H92V145H93ZM165 144H166V142H165ZM10 145H11V144H10ZM19 145H20V144H19ZM62 145H63V144H62ZM92 145L89 146L90 149L92 148ZM158 145H159V144H158ZM5 146H6V145H4V147H5ZM33 146H35V143L33 144ZM36 146H38V145H36ZM39 146H40V144H39ZM46 146H50V144H47ZM56 146H58V145H56ZM59 146H60V145H59ZM69 146H70V145H69ZM72 146H73V145H72ZM72 146H71V147H72ZM94 146H95V145H94ZM109 146H110V145H109ZM260 146H261V145H260ZM62 147H63V146H62ZM67 147H68V146H67ZM67 147H66V148H67ZM87 147H88V146H87ZM246 147H248V146H246ZM36 148H37V147H36ZM68 148H69V147H68ZM85 148H86V147H85ZM96 148H97V147H96ZM107 148H108V147H107ZM110 148H111V147H110ZM151 148H152V147H151ZM212 148H213V147H212ZM212 148H210V151L212 150ZM23 149H24V148H22V150H23ZM25 149H26V147H25ZM39 149H40V148H39ZM59 149H60V148H59ZM62 149H63V148H62ZM62 149H61V151H62ZM98 149H99V147H98ZM98 149H97V150H98ZM103 149H105V148H103ZM108 149H109V148H108ZM113 149H114V148H113ZM213 149H215V148H213ZM242 149H243V148H242ZM244 149H246V148H244ZM254 149H255V148H254ZM51 150H52V149H51ZM66 150H67V149H66ZM70 150H71V149H70ZM87 150H88V149H87ZM251 150H252V149H251ZM4 151H5V150H4ZM55 151H56V150H55ZM57 151H58V150H57ZM59 151H60V150H59ZM59 151H58V152H59ZM61 151H60V152H61ZM83 151H84V150H83ZM83 151H82V153H83ZM207 151H209V149H208ZM213 151H214V150H213ZM216 151H217V149L215 150V152H216ZM241 151H242V150H241ZM48 152H49V151H48ZM62 152H63V151H62ZM65 152H66V151H65ZM71 152H72V151H71ZM103 152H104V151H103ZM63 153H64V152H63ZM67 153H68V152H67ZM207 153H211V152H207ZM249 153H250V152H249ZM58 154H59V153H58ZM151 154H152V153H151ZM43 155H44V154H43ZM56 155H57V154H56ZM59 155H61V154H59ZM59 155H58V156H59ZM65 155H66V154H65ZM92 155H93V154H92ZM105 155H106V154H105ZM160 155H162V154H160ZM217 155H218V153H217ZM61 156H62V155H61ZM88 156H89V155H88ZM108 156H109V155H108ZM197 156H198V155H197ZM199 156H201V155H199ZM207 156H210V155L207 154ZM1 157H2V156H1ZM25 157H26V156H25ZM42 157H44V156H42ZM53 157H54V156H53ZM55 157H57V156H55ZM63 157H64V156H63ZM110 157H111V156H110ZM202 157H203V156H202ZM217 157H218V156H217ZM193 158H194V157H193ZM203 158H204V157H203ZM10 159H12V158H10ZM10 159H9V160H10ZM59 159H60V158H59ZM66 159H68V158H66ZM107 159H108V158H107ZM107 159H106V160H107ZM14 160H15V159H14ZM30 160H31V159H30ZM35 160H36V159H35ZM42 160H43V159H42ZM61 160H62V158H61ZM97 160H98V159H97ZM209 160H211V159H209ZM4 161H5V160H4ZM11 161H12V160H11ZM26 161H27V160H26ZM38 161H39V160H38ZM101 161H102V160H101ZM103 161H104V163H105V160H103ZM194 161H196L197 164H199V163H198V160H194ZM194 161H191L190 164H191L192 162H193L192 164H195ZM199 161H200V164H199V165H202V163H201L202 161H201V160H199ZM215 161H216V160H215ZM248 161H249V159H248ZM8 162H9V161H8ZM16 162H17V161H16ZM32 162H33V160H32ZM34 162H36V161H34ZM57 162H58V161H57ZM111 162H113V161H111ZM217 162H218V161H217ZM219 162H220V161H219ZM221 162H224V161H221ZM226 162H227V161H226ZM59 163H61V162H59ZM63 163H64V162H63ZM63 163H62V164H63ZM99 163H100V162H99ZM104 163H103V164H104ZM107 163H109V162H107ZM203 163L206 164V161L204 160ZM211 163L213 164V162H211ZM211 163H210V165H211ZM230 163H231V162H230ZM244 163H246V162H244ZM62 164H61V165H62ZM96 164H97V163H96ZM207 164H208V162H207ZM218 164H219V163H218ZM225 164H226V163H225ZM240 164H242V163H240ZM3 165H5V164H3ZM6 165H7V164H6ZM43 165H44V164H43ZM47 165H50V164H47ZM65 165H66V163H65ZM76 165H78V164H76ZM98 165H99V164H98ZM100 165H101V164H100ZM105 165H106V164H105ZM213 165H215V164H213ZM229 165H230V164H229ZM238 165H239V164H238ZM7 166H8V165H7ZM51 166H54V167L57 168L56 165H51ZM71 166H72V165H71ZM79 166H80V165H79ZM79 166H78V167H79ZM203 166H205V165H203ZM203 166H202V167H203ZM206 166H207V165H206ZM211 166H212V165H211ZM223 166H224V164H223ZM225 166H226V165H225ZM17 167H18V165H17ZM62 167H63V166H62ZM62 167H59V168H62ZM72 167H73V166H72ZM72 167H71V168H72ZM74 167H75V166H74ZM74 167H73V168H74ZM95 167H97V166H95ZM101 167H102V166H101ZM124 167H125V166H124ZM196 167L199 168V166H196ZM213 167H214V166H213ZM218 167H220V166H218ZM229 167H230V166H229ZM32 168H33V167H32ZM35 168H36V167H35ZM47 168H48V167H47ZM51 168H52V167H51ZM191 168H193V167H191ZM214 168H215V167H214ZM214 168H212V169H214ZM224 168H225V167H224ZM11 169H12V168H11ZM48 169H49V168H48ZM57 169H58V168H57ZM57 169H55V170H57ZM74 169H75V168H74ZM80 169H81V168H80ZM103 169H104V168H103ZM105 169H106V168H105ZM105 169H104V170H105ZM189 169H190V168H189ZM193 169H194V168H193ZM193 169H192V170H193ZM205 169H206V168H205ZM220 169H221V167H220ZM226 169H227V167H226ZM29 170H30V169H29ZM52 170H54V168H53ZM55 170H54V171H55ZM60 170H62V172H64V171H63L64 169H60ZM60 170H59V171H60ZM65 170H66V169H65ZM95 170H96V169H95ZM197 170H198V169H197ZM215 170L217 171L218 169H215ZM223 170H224V169H223ZM66 171H67V170H66ZM199 171H200V169H199ZM209 171H210V170H208V172H209ZM212 171H213V170H212ZM44 172H45V171H44ZM46 172H47V171H46ZM51 172H52V171H51ZM57 172H58V171H57ZM74 172H75V171H74ZM85 172H86V171H85ZM188 172H189V171H188ZM190 172H191V170H190ZM190 172H189V173H190ZM213 172H214V171H213ZM213 172H212V173H213ZM218 172H219V171H218ZM99 173H100V169H99ZM193 173H194V171H193ZM198 173H199V172H198ZM212 173H211V174H212ZM216 173H217V172H216ZM15 174H16V173H15ZM17 174H18V173H17ZM23 174H24V173H23ZM50 174H51V173H50ZM57 174H58V173H57ZM70 174H71V173H70ZM84 174H85V173H84ZM191 174H192V173H191ZM214 174H215V173H214ZM26 175H27V174H26ZM43 175H44V174H43ZM160 175H161V172H160V173L158 172L157 175H155V177H154L155 180H158L159 177H160ZM202 175H203V174H202ZM17 176H18V175H17ZM22 176H23V175H22ZM22 176H21V177H22ZM61 176H62V175H61ZM67 176H69V174H68ZM75 176H76V175H75ZM77 176H78V175H77ZM190 176H191V175H190ZM190 176L188 175L189 178H191ZM200 176H201V175H200ZM200 176H198V177H200ZM203 176H205V175H203ZM203 176H202V178H203ZM73 177H74V176H73ZM73 177H72V179H73ZM78 177H79V176H78ZM88 177H89V176H88ZM198 177H197V179H199ZM208 177H210V175H209ZM90 178H91V177H90ZM205 178H207V176L204 177V179H205ZM215 178H216V177H215ZM0 179H1V178H0ZM67 179H69V178H67ZM72 179L70 178L71 182H72ZM82 179H83V178H82ZM195 179H196V178H194V180L192 179L191 181H192V182H193V181H196L197 179H196V180H195ZM200 179H201V177H200ZM210 179H211V178H210ZM58 180H59V179H58ZM70 180H69V181H70ZM76 180H78V179L76 178ZM76 180H75V181H76ZM79 180H80V178H79ZM144 180H145V179H144ZM189 180H190V179H189ZM202 180H203V179H201V182H202ZM208 180H209V179H208ZM3 181H4V180H3ZM15 181H16V180H15ZM18 181H19V180H18ZM56 181H57V180H56ZM66 181H68V180H66ZM75 181L73 180V182H75ZM83 181H84V180H83ZM153 181H154V180H153ZM153 181L147 180V181H146V184H143V185H141V184H140L141 182H140V183H139L140 185L137 186L136 188H134L133 192L131 193V194H133L132 197L129 198L128 200L124 201V204H126L127 202L133 200V199H134L135 197H137V196H138V197L141 196L142 194L140 195L139 192H140L143 188L146 189V187H147L148 185H150ZM191 181H190V182H191ZM199 181H200V180H199ZM199 181H198L197 183H200ZM10 182H11V181H10ZM52 182H53V181H52ZM77 182H78V181H77ZM79 182H80V181H79ZM58 183H60V182H58ZM61 183H62V182H61ZM142 183H143V182H142ZM185 183H186V182H185ZM205 183H206V182H205ZM234 183H235V182H234ZM55 184H56V183H55ZM66 184L68 185V183H65V184L63 183L62 186L65 185L64 187H67ZM71 184H72V183H71ZM71 184H70V185H71ZM209 184H210V183H209ZM226 184H228V183H226ZM5 185H6V184H5ZM48 185H49V184H48ZM53 185H54V184H53ZM59 185H60V184H59ZM89 185H90V184H89ZM157 185H158V186H161L160 184H157ZM157 185H156V186H157ZM191 185H192V183H191ZM195 185H198V184H195ZM195 185H194V186H195ZM202 185L204 186V183H203ZM223 185H224V184H223ZM51 186H52V185H51ZM152 186H153V185H152ZM198 186H199V185H198ZM205 186H206V188H207V185H205ZM3 187H4V186H3ZM60 187H61V186H60ZM70 187H71V186H70ZM196 187H197V186H196ZM213 187H215V186H213ZM219 187H220V186H219ZM219 187H218V188H219ZM238 187H239V186H238ZM238 187H237V188H238ZM21 188H22V187H21ZM74 188H75V187H74ZM155 188H157V187L154 186V189H155ZM164 188H166V187H164ZM164 188H163V189H164ZM188 188H189V187H187V189H188ZM191 188L194 189L195 187H194V188L191 187ZM218 188H217V189H218ZM19 189H20V187H19ZM42 189H43V188H42ZM49 189H50V188H49ZM51 189H52V188H51ZM53 189H54V188H53ZM53 189H52V190H53ZM58 189H59V188H58ZM58 189H57V190H58ZM63 189H64V188H63ZM79 189H80V188H79ZM79 189H78V190H79ZM151 189H153V187H152ZM159 189H160V187H159ZM163 189H161V192H162ZM168 189H169V187H168ZM168 189L166 188L165 191L168 190ZM170 189H171V188H170ZM172 189H173L174 191L177 190V189H175V188H172ZM212 189L214 190V188H212ZM215 189H216V188H215ZM233 189H234V188H233ZM239 189H240V188H239ZM5 190H6V189H5ZM47 190H48V189H47ZM231 190H232V189H231ZM37 191H38V190H37ZM48 191H49V190H48ZM55 191H56V190H55ZM61 191H62V190H61ZM70 191H71V190H70ZM75 191H76V190H75ZM82 191H83V189H82ZM159 191H160V190H158L157 192H159ZM174 191H173V192H174ZM178 191H179V190H178ZM178 191H177V192H178ZM254 191H255V190H254ZM6 192H7V191H6ZM9 192H11V191H9ZM14 192H15V191H14ZM33 192H34V191H33ZM57 192H59V191H57ZM65 192H66V191H65ZM76 192H77V191H76ZM142 192H143V191H142ZM148 192H150V191H148ZM154 192H156V191H154ZM166 192H167V191H166ZM166 192H165V194H166ZM188 192H189V191H188ZM192 192H193V191H192ZM204 192H205V191H204ZM207 192H208V190H207ZM232 192H233V191H232ZM242 192H243V191H242ZM242 192H241V193H242ZM37 193H38V192H37ZM81 193H82V192H81ZM138 193H139V194H138ZM175 193H176V192H175ZM198 193H199V192H198ZM217 193H218V192H217ZM221 193H222V192H221ZM226 193H227V191H226ZM250 193H251V192H250ZM250 193H249V194H250ZM257 193L259 194V191H258ZM257 193H256V194H257ZM43 194H44V193H43ZM50 194H51V193H50ZM50 194H49V195H50ZM52 194H53V193H52ZM63 194H64V193H63ZM71 194H72V193H71ZM86 194H87V193H86ZM143 194H144V193H143ZM157 194H158V193H157ZM159 194L165 196L164 193H162V194L159 193ZM169 194H170V193H169ZM196 194H197V193H196ZM219 194H220V192H219ZM224 194H225V193H224ZM231 194H232V193H231ZM25 195H27V193H26ZM29 195H30V194H29ZM39 195H40V194H39ZM65 195H66V194H65ZM87 195H88V194H87ZM191 195H192V193H191ZM245 195H246V194H245ZM245 195H244V196H245ZM260 195H261V194H260ZM22 196H23V195H22ZM30 196H31V195H30ZM63 196H64V195H63ZM76 196H77V195H76ZM154 196H156L155 193H154ZM170 196H172V193L170 194ZM215 196H216V195H215ZM224 196H225V195H224ZM226 196H227V195H226ZM146 197H148V196H146ZM156 197H157V196H156ZM156 197H153V198H155L154 200H157V199H158V201H160V202L162 203V200H159V197H157V198H156ZM161 197H162V199H163V196H161ZM166 197H167V194H166ZM176 197H177V196H176ZM200 197H201V196H200ZM217 197H218V194H217ZM229 197H230V196H229ZM229 197L227 196V198H229ZM245 197H246V196H245ZM257 197H258V196H257ZM39 198H40V197H39ZM50 198H51V197H50ZM86 198H87V197H86ZM149 198H151V197H150V194H149ZM149 198H147V199H149ZM153 198H152V199H153ZM4 199H5V198H4ZM15 199H16V198H15ZM17 199H18V198H17ZM37 199H38V198H37ZM139 199H142V197H141V198L139 197V198H138V201H139ZM172 199H173V197H172ZM172 199H171V200H172ZM233 199H234V198H233ZM13 200H14V199H13ZM135 200L137 201V198H136ZM163 200H164V199H163ZM183 200H184V199H183ZM237 200H238V199H237ZM239 200H240V199H239ZM251 200H252V199H251ZM251 200H250V201H251ZM260 200H261V199H260ZM36 201H37V200H36ZM39 201H40V200H39ZM42 201H43V200H42ZM62 201H63V200H62ZM85 201H86V200H85ZM136 201H134V203H135ZM165 201H166V200H165ZM221 201H222V200H221ZM235 201H236V200H235ZM31 202H32V201H31ZM43 202H44V201H43ZM145 202H146V201H145ZM242 202H243V201H242ZM242 202H241V203H242ZM253 202H254V201H253ZM5 203H6V202H5ZM25 203H26V202H25ZM25 203H24V204H25ZM138 203H139V202H138ZM148 203H149V202H148ZM164 203H165V202H164ZM166 203H167V202H166ZM237 203H238V202H237ZM243 203H244V202H243ZM29 204H30V203H29ZM35 204H36V203H35ZM44 204H45V203H44ZM50 204H51V203H50ZM50 204H49V205H50ZM61 204H62V203H61ZM122 204H123V202H122ZM127 204H128V203H127ZM132 204H133V203H132ZM155 204H156V207H155V208H157L158 206L161 205V204H158V206H157V203H155ZM178 204H179V203H178ZM234 204H235V203H234ZM109 205H111V204H109ZM134 205H135V204H134ZM143 205H144V204H143ZM143 205H142V207H143ZM145 205H146V204H145ZM147 205H148V204H147ZM147 205H146V206H147ZM149 205H151V204H149ZM175 205H176V204H175ZM244 205H245V204H244ZM244 205H243V206H244ZM249 205H250V204H249ZM254 205H255V204H254ZM257 205H258V204H257ZM113 206H114V205H113ZM130 206H131V205H129V207H130ZM137 206H139V205H137ZM237 206L240 207V205H237ZM241 206H242V205H241ZM245 206H246V205H245ZM27 207H28V206H27ZM111 207H112V205H111ZM144 207H145V206H144ZM149 207H150V206H149ZM220 207H221V206H220ZM247 207H248V206H247ZM132 208H133V207H132ZM132 208H131V209H132ZM136 208H137V207H136ZM140 208H141V206H140ZM145 208H148V207H145ZM145 208H144V209H145ZM160 208H161V206H160ZM164 208H167V207H164ZM164 208H163V209H164ZM248 208H249V207H248ZM112 209H116V208H112ZM117 209H118V208H117ZM121 209H122V207H121ZM134 209H135V208H134ZM138 209H139V208H138ZM141 209H142V208H141ZM151 209H152V210L154 209L153 206H152ZM151 209L149 208L148 210H145V211H147V213H148V211H150ZM157 209L159 210V208H157ZM161 209H162V208H161ZM180 209H181V208H180ZM184 209H185V208H184ZM240 209H241V208H240ZM240 209H239V210H240ZM245 209H246V207H245ZM252 209H253V208H252ZM252 209H251V211H252ZM62 210H63V209L61 208V211H62ZM64 210H65V209H64ZM132 210H133V209H132ZM132 210H131V211H132ZM154 210L157 211L156 209H154ZM154 210H153V211H154ZM230 210H231V209H230ZM236 210H237V209H236ZM249 210H250V209H249ZM254 210H255V209H254ZM254 210H253V211H254ZM56 211H57V210H56ZM113 211H115V210H112V211H111V214L113 213ZM128 211L130 212V210H128ZM165 211H167V210L165 209ZM243 211H244V212L246 211V213H247V210H244V208H243ZM243 211H242V212H243ZM253 211H252L251 214H253V215L256 216V212L259 211V210H257L256 212H255V211L253 212ZM46 212H47V211H46ZM46 212H45V213H46ZM54 212H55V211H54ZM109 212H110V211H109ZM138 212H139V211H138ZM182 212H183V211H182ZM186 212H188V211H186ZM186 212H185V213H186ZM214 212H215V211H214ZM235 212H237V211H235ZM42 213H43V212H42ZM123 213H124V212H123ZM147 213H146V214H147ZM154 213H155V212H154ZM156 213H157V212H156ZM160 213H161V212H160ZM163 213H164V212H163ZM220 213H221V212H218L217 215H218V214L220 215ZM254 213H255V214H254ZM53 214H54V213H53ZM141 214H142V213H141ZM189 214H190V212H189ZM189 214H188V216H189ZM244 214H245V213H244ZM248 214L251 215L250 213H248ZM37 215H38V214H37ZM106 215H107V214H106ZM128 215H129V214H128ZM130 215H131V214H130ZM144 215H145V213H144ZM147 215H148V214H147ZM147 215H146V216H147ZM162 215H164V214L161 213V216H162ZM245 215L247 216V214H245ZM253 215L250 216L251 219H252V216H253ZM38 216H39V215H38ZM55 216H56V215H55ZM55 216H54V217H55ZM140 216H141V215H140ZM140 216L137 215V217H140ZM142 216H143V215H142ZM156 216H157V215H156ZM159 216H160V215H159ZM161 216H160V217H161ZM186 216H187V215H186ZM188 216H187V217H188ZM211 216H212V215H211ZM220 216H221V215H220ZM220 216H219V217H220ZM223 216H224V215H223ZM237 216H238V214H237ZM1 217H2V216H1ZM32 217H33V216H32ZM54 217H52V218H54ZM126 217H127V216H126ZM126 217H125V218H126ZM144 217H145V216H144ZM154 217H155V216H154ZM162 217H163V216H162ZM171 217H172V216H171ZM213 217H214V216H213ZM11 218H13V217H11ZM18 218H19V217H18ZM20 218H21V217H20ZM28 218H29V217H28ZM38 218H39V217H38ZM47 218H48V217H47ZM56 218H57V217H56ZM58 218H60V217H58ZM111 218H112V217H111ZM128 218H129V217H128ZM140 218H141V217H140ZM168 218H169V217H168ZM245 218H246V217H245ZM54 219H55V218H54ZM153 219H154V218H153ZM156 219H157V218H156ZM158 219H159V218H158ZM169 219H170V218H169ZM169 219H168V220H169ZM242 219H243V218H242ZM248 219H249V218H248V216H247V220H248ZM17 220H18V219H17ZM52 220H53V219H52ZM52 220H51V221H52ZM75 220H77V219H75ZM79 220H80V218H79ZM79 220H78V221H79ZM144 220H145V219H144ZM159 220H160V219H159ZM164 220H165V219H164ZM172 220H173V219H172ZM230 220H232V219H230ZM237 220H238V219H237ZM44 221H45V220H44ZM47 221H48V220H47ZM49 221H50V220H49ZM55 221H56V220H55ZM55 221H54V222H55ZM73 221H74V220L72 219V223H73ZM81 221H82V220H81ZM112 221H113V220H112ZM121 221H122V220H121ZM150 221H151V220H150ZM152 221H153V220H152ZM26 222H27V221H26ZM68 222H69V221H68ZM74 222H75V221H74ZM85 222H86V221H85ZM127 222H128V221H127ZM161 222H162V220H161ZM170 222H171V221H170ZM176 222H177V221H176ZM237 222H238V221H237ZM2 223H3V222H2ZM59 223H60V221H59ZM118 223H119V220H118ZM123 223H124V222H123ZM158 223H160V222H158ZM171 223H172V222H171ZM204 223H205V221H204ZM206 223H207V222H206ZM231 223H232V222H231ZM235 223H236V222H235ZM248 223H249V222H248ZM11 224H12V223H11ZM24 224H25V223H24ZM45 224H46V223H45ZM73 224H75V223H73ZM76 224H77V223H76ZM85 224H86V223H85ZM155 224H156V222H155ZM161 224H163V223H161ZM164 224H166V223L164 222ZM164 224L161 225L162 228H163ZM173 224H174V222H173ZM176 224H178V223H176ZM232 224H233V223H232ZM17 225H18V224H17ZM78 225H79V224H78ZM86 225H87V224H86ZM98 225H99V224H98ZM120 225H121V224H120ZM122 225H123V224H122ZM130 225H131V224H130ZM152 225H153V222H152ZM44 226H45V225H44ZM54 226H55V225H54ZM82 226H83V225H82ZM110 226H112V225L110 224ZM115 226H118V225H115ZM157 226H158V225H157ZM157 226H156V228H157ZM174 226H175V225H174ZM176 226H177V225H176ZM176 226H175V227H176ZM187 226H188V224H187ZM238 226H239V225H238ZM259 226H260V223H259ZM19 227H21V226H19ZM27 227L29 228V226H27ZM63 227H64V226H63ZM137 227H138V226H137ZM153 227H154V226H153ZM159 227H160V226H159ZM164 227H165V226H164ZM172 227H173V226H172ZM203 227H204V226H203ZM209 227H210V225L208 226V228H209ZM231 227H232V226H231ZM247 227H248V226H247ZM255 227H256V226H255ZM30 228H32V227H30ZM30 228H29V229H30ZM56 228H57V227H56ZM65 228H66V227H65ZM138 228H139V227H138ZM156 228H155V229H156ZM168 228H169V230H170V227H168ZM168 228H167V229H168ZM192 228H194V227H192ZM234 228H235V227H234ZM15 229H16V228H15ZM39 229H40V228H39ZM58 229H60V227H59ZM131 229H132V228H131ZM134 229H135V228H134ZM150 229L152 230V228H149V230H150ZM155 229H154V230H155ZM260 229H261V227H260ZM260 229H259V231H258L259 234H260V232H263V229H261V230H260ZM9 230H10V229H9ZM69 230H70V229H69ZM72 230H73V229H72ZM138 230H139V229H138ZM163 230H164V229H163ZM194 230H195V229H194ZM196 230H197V228H196ZM201 230H203V228H202ZM208 230H209V229H207V231H208ZM211 230H213V229H211ZM227 230H228V229H227ZM7 231H8V230H7ZM16 231H17V230H16ZM32 231H33V230H32ZM62 231H63V230H62ZM131 231H132V230H131ZM152 231H153V230H152ZM156 231H158V229H157ZM166 231H167V230H166ZM189 231L191 232V231H193V229H190ZM189 231H188V232H189ZM231 231H232V230H231ZM253 231H254V230H253ZM58 232H59V230H58ZM135 232H136V230H135ZM138 232H139V234H140V230H139ZM141 232H142V231H141ZM144 232H145V231H144ZM158 232H159V231H158ZM161 232H162V231H161ZM208 232H209V231H208ZM243 232H244V231H243ZM0 233H1V232H0ZM49 233H50V232H49ZM156 233H157V232H156ZM224 233H225V232H223L222 234H224ZM52 234H53V233H52ZM131 234H132V233H131ZM143 234H144V233H143ZM149 234H150V233H149ZM149 234H148V235H149ZM151 234H152V232H151ZM151 234H150V235H151ZM154 234H155V232H154ZM190 234H191V233H190ZM193 234H194V233H193ZM231 234H232V232H231ZM261 234H262V233H261ZM12 235H13V234H12ZM63 235H64V233H63ZM72 235H75V233L72 234ZM134 235H137V232H136V234L134 233ZM146 235H147V234H146ZM148 235H147V236H148ZM158 235H159V234H158ZM214 235H215V234H214ZM214 235H213V236H214ZM245 235H246V234H245ZM45 236H46V235H45ZM77 236H78V235H77ZM77 236L75 235V237H77ZM82 236H83V235H82ZM156 236H157V235H156ZM190 236L192 237L193 235H190ZM190 236H189V237H190ZM197 236H198V235H197ZM202 236H203V234H202ZM247 236H248V235H247ZM263 236H264V235L262 234L261 237H263ZM21 237H22V236H21ZM39 237H40V236H39ZM52 237H53V236H52ZM127 237H128V236H127ZM131 237H132V236H131ZM131 237H129L128 239H130ZM134 237H135V236H134ZM144 237H145V236H144ZM150 237H154L153 234H152V236H150ZM150 237H147V238H150ZM193 237H194V236H193ZM207 237H208V236H207ZM234 237H236V236L234 235ZM234 237H233V238H234ZM239 237H240V236H239ZM19 238H20V237H19ZM24 238H25V237H24ZM43 238H44V237H43ZM56 238H57V237H56ZM59 238H60V237H59ZM135 238H136V237H135ZM154 238L157 239L156 237H154ZM195 238H196V235H195ZM198 238H199V237H198ZM203 238H205V237H203ZM208 238H209V237H208ZM218 238H219V237H218ZM221 238H223V237H221ZM227 238H228V236H227ZM236 238H237V237H236ZM236 238H234V239H236ZM249 238H250V237H249ZM258 238H259V237H258ZM22 239H23V238H22ZM81 239H82V238H81ZM133 239H134V238H133ZM150 239H151V238H150ZM159 239H160V238H159ZM200 239H201V238H200ZM216 239H217V238H216ZM225 239H226V238H225ZM228 239H229V238H228ZM250 239H251V238H250ZM254 239H255V238H254ZM42 240H43V239H42ZM55 240H56V239H55ZM66 240H67V239H66ZM88 240H89V239H88ZM137 240H138V239H137ZM137 240H136V241H137ZM139 240H140V239H139ZM142 240H143V239H142ZM148 240H149V239H148ZM192 240H194V239L192 238ZM197 240H198V239H197ZM201 240H202V242H203V239H201ZM219 240H220V239H219ZM243 240H244V239H243ZM49 241H50V240H49ZM64 241H65V240H64ZM149 241H150V240H149ZM151 241L154 242L155 240H154V241L151 240ZM185 241H188V240L186 239ZM212 241H214V239H212ZM212 241H211V242H212ZM230 241L232 242V240H230ZM262 241H264V240H262ZM15 242L17 243V241H15ZM42 242H43V241H42ZM45 242H46V241H45ZM133 242H134V240H133ZM142 242H143V241H142ZM155 242H156V241H155ZM155 242H154V244H155ZM188 242H192V243H193L194 241H188ZM188 242H186V244H187ZM200 242H201V241H200ZM215 242H216V241H215ZM218 242H221V241H218ZM253 242H254V241H253ZM1 243H2V242H1ZM13 243H14V241L12 242V244H13ZM58 243H59V242H58ZM63 243H64V242H63ZM65 243H66V242H65ZM69 243H70V242H69ZM74 243H76V241H75ZM129 243H130V242H129ZM129 243L127 242V244H129ZM131 243H132V242H131ZM135 243H136V242H135ZM147 243H148V242H147ZM208 243H209V242H208ZM221 243H223V242H221ZM235 243H237V242L235 241ZM48 244H49V243H48ZM137 244L140 245L141 243H138V242H137V243L134 244V245H137ZM149 244H150V243H149ZM210 244H212V243H210ZM210 244H209V245H210ZM223 244H224V243H223ZM226 244H227V242H226ZM233 244H234V243H233ZM245 244H246V243H245ZM259 244H260V243H259ZM36 245H37V244H36ZM62 245H63V244H62ZM69 245H70V244H69ZM69 245H68V246H69ZM75 245H76V244H75ZM84 245H85V244H84ZM134 245H133V246H134ZM142 245H143V244H142ZM142 245H141V246H142ZM145 245H146V243H145ZM191 245H192V244H191ZM191 245H190V246H191ZM247 245H248V243L246 244V246H247ZM22 246H24V245H22ZM25 246H26V245H25ZM63 246H64V245H63ZM175 246H176V245H175ZM178 246H179V245H178ZM190 246H188V247H190ZM195 246H196V245H195ZM210 246H211V245H210ZM212 246H213V244H212ZM224 246H225V245H224ZM226 246H227V245H226ZM256 246H258V245H256ZM263 246H264V245H263ZM83 247H84V246H83ZM123 247H124V246H123ZM127 247H129V246H127ZM138 247H140V246H138ZM147 247L149 248L150 245H148ZM147 247H146V248H147ZM186 247H187V246H186ZM192 247H194V246H192ZM196 247H198L197 250H198V252H199V246H196ZM204 247H205V246H204ZM217 247H218V246H217ZM13 248H14V247H13ZM19 248H20V247H19ZM24 248H26V247H24ZM42 248H43V247H42ZM46 248H47V246H45V249H46ZM48 248H49V247H48ZM48 248H47V249H48ZM50 248H51V245H50ZM78 248H79V246H78ZM85 248H86V247H85ZM131 248H134V247H132V244H131ZM140 248H141V247H140ZM144 248H145V246H144ZM144 248H143V249H144ZM153 248H154V247H152V249H153ZM155 248H156V250H157L159 247L157 248V246H156ZM155 248H154V249H155ZM175 248H176V247H175ZM184 248H185V247H184ZM213 248H215V247H213ZM240 248H241V247H240ZM17 249H18V246H17ZM134 249H135V248H134ZM136 249H137V248H136ZM138 249H139V248H138ZM154 249H153V250H154ZM162 249H163V248H162ZM177 249H178V248H177ZM181 249H182V248H181ZM190 249H192V248L190 247ZM190 249H188V250H190ZM193 249H194V248H193ZM204 249H205V248H204ZM230 249H231V248H230ZM261 249H264V248H261ZM63 250H64V249H63ZM140 250L142 251V249H140ZM145 250H146V249H145ZM148 250H149V249H147V251H148ZM153 250H152V251H153ZM158 250H159V249H158ZM158 250H157V251H158ZM160 250H161V249H160ZM174 250H175V249L173 248V252L176 251V250H175V251H174ZM179 250H180V247H179ZM183 250H184V249H183ZM188 250H184V251H188ZM195 250H196V249H195ZM197 250H196V251H197ZM201 250H202V249H201ZM213 250H214V249H213ZM222 250H223V249H222ZM231 250H232V249H231ZM15 251H16V250H15ZM17 251H18V250H17ZM45 251H47V250H45ZM90 251H91V250H90ZM92 251H93V250H92ZM126 251H127V250H126ZM129 251H130V250H129ZM137 251H138V250H137ZM137 251H136V252H137ZM143 251H144V250H143ZM143 251H142V253H143ZM192 251H193V250H192ZM192 251H191V252H192ZM203 251H204V250H203ZM224 251H225V250H224ZM237 251H238V250H237ZM241 251H242V248H241ZM13 252H14V251H13ZM19 252H20V251H19ZM21 252H22V251H21ZM21 252H20V253H21ZM34 252H35V251H34ZM64 252H65V251H64ZM66 252H67V251H66ZM122 252H123V251H122ZM150 252H151V248H150ZM153 252H154V251H153ZM155 252H156V251H155ZM179 252H180V251H179ZM191 252L189 251V253H191ZM217 252H218V250H217ZM217 252H216V253H217ZM220 252H221V251H220ZM248 252H249V251H248ZM256 252H257V251H256ZM256 252L254 251V253H256ZM28 253H29V252H28ZM47 253H48V251H47ZM124 253H125V252H124ZM126 253H127V252H126ZM126 253H125V254H126ZM133 253H134V252H133ZM139 253H140V252H139ZM142 253H140V254L142 255ZM146 253H148V252H146ZM157 253H158V252H157ZM157 253H156V254H157ZM159 253L161 254V253H163V251H161V252H159ZM171 253H172V252H171ZM177 253H178V251H177ZM177 253H176V254H177ZM184 253H186V252H184ZM213 253H214V252H213ZM240 253H241V252H240ZM252 253H253V252H252ZM259 253L261 254L260 251H259ZM259 253H258L257 256L260 255ZM23 254H24V252H23ZM43 254H44V253H43ZM63 254H64V253H63ZM63 254H62V255H63ZM120 254H121V252H120ZM128 254H129V255L132 254V251H131V253L128 252ZM134 254L137 255L138 253H137V254L134 253ZM140 254H139V256H140ZM144 254H145V253H144ZM144 254H143V255H144ZM150 254H151V253H150ZM150 254H149V255H150ZM153 254H154V253H153ZM156 254H155V255H156ZM160 254H159V255H160ZM173 254H174V253H173ZM173 254H171V255H173ZM179 254H180V253H179ZM186 254H187V253H186ZM186 254H184V255H186ZM191 254H195V253L192 252ZM191 254H189V256H188V255H186V256H188V257L191 256L190 259H191V258L195 259V257H193ZM196 254H197V252H196ZM196 254H195V255H196ZM218 254H219V252H218ZM246 254H247V253H246ZM256 254H257V253H256ZM28 255H29V254H28ZM75 255H76V254H75ZM129 255H128V256H129ZM135 255H134V256H135ZM143 255H142V256H143ZM146 255H148V254H146ZM163 255H164V254H163ZM195 255H194V256H195ZM228 255H229V253H228ZM230 255H231V254H230ZM250 255H251V254H248L249 257H250ZM254 255H255V254H254ZM263 255H264V253H263ZM263 255H262V256H263ZM34 256H35V255H34ZM39 256H40V255H39ZM118 256H120V255H118ZM122 256H123V255H122ZM126 256H127V255H125V256H123V257H126ZM132 256H133V255H132ZM144 256H145V255H144ZM152 256H153V255H152ZM157 256H158V255H157ZM165 256H167V255H165ZM197 256H198V254H197ZM222 256H223V255H222ZM226 256H227V255H226ZM240 256H241V255H240ZM257 256L255 255V257H257ZM53 257H54V256H53ZM71 257H72V256H71ZM71 257H70V258H71ZM130 257H131V256H130ZM135 257H136V256H135ZM145 257H146V256H145ZM147 257H148V256H147ZM150 257H151V255H150ZM153 257H154V256H153ZM172 257H175V256H172ZM200 257H201V256H200ZM202 257H203V256H202ZM208 257H209V256H208ZM210 257H211V256H210ZM210 257H209V258H210ZM218 257H219V256H218ZM220 257H221V256H220ZM24 258H25V257H24ZM49 258H50V257H49ZM131 258H132V257H131ZM136 258H137V257H136ZM136 258H135V259H136ZM148 258H149V257H148ZM151 258H152V257H151ZM155 258H156V257H155ZM165 258H166V257H165ZM168 258H169V257H168ZM183 258H186V257H183ZM211 258H212V257H211ZM33 259H34V258H33ZM33 259H32V260H33ZM53 259H54V258H53ZM53 259L51 258V260H53ZM121 259H123V258H121ZM124 259H125V258H124ZM126 259H127V258H126ZM139 259H142V258H141V257H140V258L138 257V259H137L138 261H137V260H135V261H137V262L139 263ZM204 259H205V258H204ZM250 259L253 260L251 257H250ZM256 259H257V258H256ZM256 259H255V260H256ZM25 260H26V258H25ZM30 260H31V259H30ZM32 260H31V261H32ZM46 260H47V259H46ZM48 260H49V259H48ZM72 260H73V259H72ZM72 260H71V261H72ZM87 260H88V259H87ZM131 260H132V259H131ZM169 260H170V259H169ZM177 260L179 261V258H178ZM177 260H176V261H177ZM195 260H196V259H195ZM197 260H198V259H197ZM197 260H196V263H197ZM202 260H203V259H202ZM202 260H200V261L202 262ZM209 260H210V259H208V261H209ZM221 260H222V259H221ZM236 260H237V259H236ZM243 260H244V259H243ZM255 260H254V261H255ZM257 260H258V259H257ZM27 261H28V260H27ZM33 261H34V260H33ZM80 261H81V259H80ZM117 261H118V260H117ZM125 261H126V260H125ZM125 261H124V263H125ZM135 261H134V262H135ZM140 261H141V260H140ZM142 261H143V260H142ZM153 261H154V260H153ZM155 261H156V260H155ZM163 261H164V260H163ZM176 261H175V262H176ZM184 261H185V260H184ZM205 261H206V260H205ZM233 261H234V260H233ZM261 261H262V260H261ZM14 262H15V261H14ZM35 262H36V261H35ZM35 262H34V263H35ZM60 262H61V261H60ZM69 262H70V260H69ZM86 262H87V261H86ZM90 262H91V261H90ZM120 262H121V261H120ZM129 262H131V261H130V260H127V261H126V263H129ZM159 262L162 263L161 259H160ZM168 262H169V261H168ZM180 262H182V261H180ZM190 262H192V261H190ZM198 262H199V261H198ZM212 262H214V261H212ZM215 262H216V260H215ZM215 262H214V263H215ZM255 262H256V264H259V263H257V261H255ZM262 262H264V258H263V261H262ZM24 263H25V262H24ZM39 263H41V260H40ZM51 263H52V262H51ZM53 263H54V261H53ZM61 263H62V262H61ZM73 263H74V262H73ZM117 263H118V262H117ZM122 263H123V262H122ZM122 263H120V264H122ZM140 263H141V262H140ZM142 263H143V262H142ZM147 263H148V262H147ZM152 263H153V262H152ZM152 263H150V264H152ZM164 263H166V261H165ZM169 263H170V262H169ZM171 263H172V262H171ZM182 263H183V262H182ZM187 263H188V261H187ZM194 263H195V262H194ZM220 263H221V262H220ZM220 263H219V264H220ZM240 263H241V262H240ZM240 263H238V264H240ZM247 263H248V262H246V264H247ZM2 264H3V263H2ZM16 264H17V263H16ZM49 264H50V262H49ZM85 264H86V263H85ZM97 264H98V263H97ZM143 264H146V263L144 262ZM179 264H180V263H179ZM185 264H186V263H185ZM192 264H193V263H192ZM207 264H208V263H207ZM231 264H233V263H231ZM248 264H249V263H248ZM250 264H251V263H250ZM254 264H255V263H254Z\"/></svg>",
  "mask_w": 264,
  "mask_h": 264
}]
</instances>
